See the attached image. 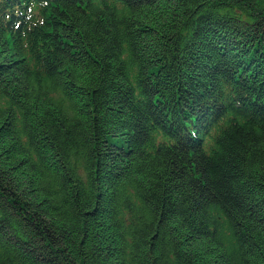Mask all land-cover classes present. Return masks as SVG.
<instances>
[{
  "label": "trees",
  "instance_id": "1",
  "mask_svg": "<svg viewBox=\"0 0 264 264\" xmlns=\"http://www.w3.org/2000/svg\"><path fill=\"white\" fill-rule=\"evenodd\" d=\"M0 264H264V0H0Z\"/></svg>",
  "mask_w": 264,
  "mask_h": 264
}]
</instances>
